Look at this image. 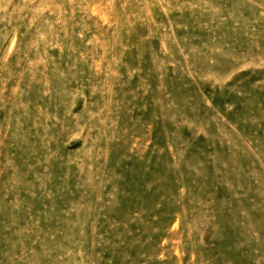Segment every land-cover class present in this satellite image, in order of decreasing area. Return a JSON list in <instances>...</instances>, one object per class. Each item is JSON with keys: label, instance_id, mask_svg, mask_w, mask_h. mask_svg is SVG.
<instances>
[{"label": "rangeland", "instance_id": "374dc122", "mask_svg": "<svg viewBox=\"0 0 264 264\" xmlns=\"http://www.w3.org/2000/svg\"><path fill=\"white\" fill-rule=\"evenodd\" d=\"M0 264H264V0H0Z\"/></svg>", "mask_w": 264, "mask_h": 264}]
</instances>
